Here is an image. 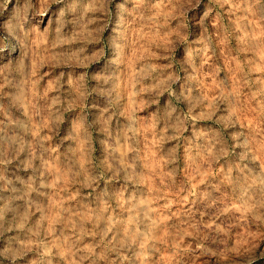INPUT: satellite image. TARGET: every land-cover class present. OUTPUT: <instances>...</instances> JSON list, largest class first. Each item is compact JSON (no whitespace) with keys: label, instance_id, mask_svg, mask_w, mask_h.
I'll return each instance as SVG.
<instances>
[{"label":"rangeland","instance_id":"1","mask_svg":"<svg viewBox=\"0 0 264 264\" xmlns=\"http://www.w3.org/2000/svg\"><path fill=\"white\" fill-rule=\"evenodd\" d=\"M0 264H264V0H0Z\"/></svg>","mask_w":264,"mask_h":264},{"label":"clouds","instance_id":"2","mask_svg":"<svg viewBox=\"0 0 264 264\" xmlns=\"http://www.w3.org/2000/svg\"><path fill=\"white\" fill-rule=\"evenodd\" d=\"M54 2H58V0H54Z\"/></svg>","mask_w":264,"mask_h":264}]
</instances>
